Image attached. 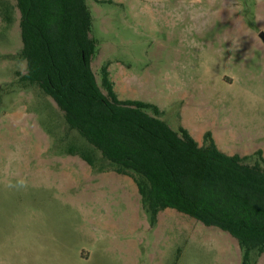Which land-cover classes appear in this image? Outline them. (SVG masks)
Here are the masks:
<instances>
[{
	"label": "rangeland",
	"instance_id": "rangeland-1",
	"mask_svg": "<svg viewBox=\"0 0 264 264\" xmlns=\"http://www.w3.org/2000/svg\"><path fill=\"white\" fill-rule=\"evenodd\" d=\"M97 1L100 87L107 66L119 100L156 106L200 146L209 132L248 164L264 155V0ZM19 20L16 1L0 0V264H242L217 228L172 209L153 224L133 180L20 80Z\"/></svg>",
	"mask_w": 264,
	"mask_h": 264
},
{
	"label": "trees",
	"instance_id": "trees-1",
	"mask_svg": "<svg viewBox=\"0 0 264 264\" xmlns=\"http://www.w3.org/2000/svg\"><path fill=\"white\" fill-rule=\"evenodd\" d=\"M20 14V80L36 86L102 158L130 177L156 223L172 209L233 238L242 264L264 254V155L220 151L207 132L199 145L184 128L173 130L151 104L121 101L101 69L91 68L96 41L87 0H15ZM96 2H99L95 0ZM89 165L91 162L80 155Z\"/></svg>",
	"mask_w": 264,
	"mask_h": 264
},
{
	"label": "water",
	"instance_id": "water-1",
	"mask_svg": "<svg viewBox=\"0 0 264 264\" xmlns=\"http://www.w3.org/2000/svg\"><path fill=\"white\" fill-rule=\"evenodd\" d=\"M260 37H261V38H264V34H260Z\"/></svg>",
	"mask_w": 264,
	"mask_h": 264
},
{
	"label": "flooded vegetation",
	"instance_id": "flooded-vegetation-1",
	"mask_svg": "<svg viewBox=\"0 0 264 264\" xmlns=\"http://www.w3.org/2000/svg\"><path fill=\"white\" fill-rule=\"evenodd\" d=\"M260 40H261L262 42H264V38H261V37H260Z\"/></svg>",
	"mask_w": 264,
	"mask_h": 264
}]
</instances>
